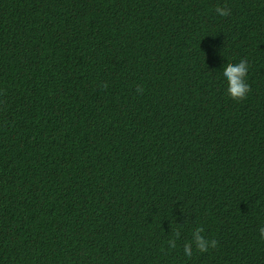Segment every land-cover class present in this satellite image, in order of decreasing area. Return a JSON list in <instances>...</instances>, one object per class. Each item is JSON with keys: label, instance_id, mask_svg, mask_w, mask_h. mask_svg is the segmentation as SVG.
<instances>
[{"label": "trees", "instance_id": "trees-1", "mask_svg": "<svg viewBox=\"0 0 264 264\" xmlns=\"http://www.w3.org/2000/svg\"><path fill=\"white\" fill-rule=\"evenodd\" d=\"M260 226L264 0H0V264H264Z\"/></svg>", "mask_w": 264, "mask_h": 264}, {"label": "clouds", "instance_id": "clouds-1", "mask_svg": "<svg viewBox=\"0 0 264 264\" xmlns=\"http://www.w3.org/2000/svg\"><path fill=\"white\" fill-rule=\"evenodd\" d=\"M215 12L220 17H228L231 15V9L225 6H217ZM250 65L247 58H241L236 63H227L223 66L221 73V79L226 83V94L235 101H241L247 98L251 92V86L248 83ZM107 87V85H105ZM137 93H142L143 88L141 86L136 87ZM178 225V224H177ZM184 225H179V228H173L172 235L167 240L169 250H175L177 248V240L181 238V231ZM204 227H195L191 232V242L185 244L183 247V256L190 261L194 255V250L201 254L209 253L210 250L219 247V243L216 239H209L204 235ZM259 238L264 240V226L258 228Z\"/></svg>", "mask_w": 264, "mask_h": 264}]
</instances>
